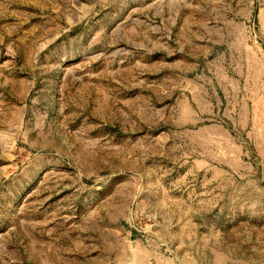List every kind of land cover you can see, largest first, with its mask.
Masks as SVG:
<instances>
[{
    "label": "rangeland",
    "instance_id": "1",
    "mask_svg": "<svg viewBox=\"0 0 264 264\" xmlns=\"http://www.w3.org/2000/svg\"><path fill=\"white\" fill-rule=\"evenodd\" d=\"M0 264H264V0H0Z\"/></svg>",
    "mask_w": 264,
    "mask_h": 264
}]
</instances>
